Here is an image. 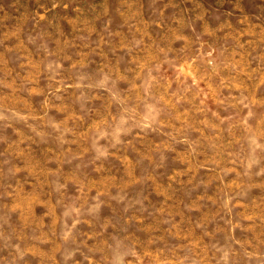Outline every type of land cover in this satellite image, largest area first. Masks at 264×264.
I'll use <instances>...</instances> for the list:
<instances>
[{"label": "rangeland", "instance_id": "374dc122", "mask_svg": "<svg viewBox=\"0 0 264 264\" xmlns=\"http://www.w3.org/2000/svg\"><path fill=\"white\" fill-rule=\"evenodd\" d=\"M0 264H264V0H0Z\"/></svg>", "mask_w": 264, "mask_h": 264}]
</instances>
